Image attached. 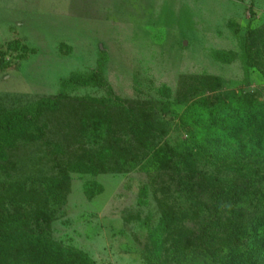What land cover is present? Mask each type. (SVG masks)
Returning <instances> with one entry per match:
<instances>
[{"label": "rangeland", "instance_id": "374dc122", "mask_svg": "<svg viewBox=\"0 0 264 264\" xmlns=\"http://www.w3.org/2000/svg\"><path fill=\"white\" fill-rule=\"evenodd\" d=\"M94 72L104 85L71 81ZM200 75L216 77L217 91L264 107V0H0V212L23 220L26 233L0 242V264H45L38 244L48 239L75 264L78 257L87 264H185L195 240L185 230L197 205L179 218L189 203L170 191L167 170L152 171L153 151L133 143L127 108L150 121L155 148L182 151L191 141L166 108L181 113L174 104L180 80ZM42 99L57 105L38 106ZM15 113V128H6ZM260 137L249 144L246 136L242 148L222 154L186 153L212 188H242L238 205L247 213L264 209L255 191L264 185ZM111 143L131 154L132 168L93 173L67 165L87 154L126 163ZM62 171L69 183L54 210L39 182ZM196 197L204 202L205 195ZM168 218L174 221L166 227ZM177 239L183 246L172 257ZM218 247L226 253V245Z\"/></svg>", "mask_w": 264, "mask_h": 264}, {"label": "trees", "instance_id": "16d2710c", "mask_svg": "<svg viewBox=\"0 0 264 264\" xmlns=\"http://www.w3.org/2000/svg\"><path fill=\"white\" fill-rule=\"evenodd\" d=\"M71 81H78L85 85H104L103 79L98 72L90 76H71ZM220 89L219 80L212 76L183 77L180 80L179 89L175 95L174 104L181 105L183 110L177 114L176 111L166 108L178 117L179 124L185 130L188 141H191L182 151L174 148L165 147L163 149L155 148V140L152 135L155 132L151 128L150 121L145 119L142 113H134L131 108L130 128L133 133V143L144 146L152 150L149 157V165L152 171L157 174L161 169L167 170V177L170 180V191L176 192L179 198L184 197L189 203L185 211L179 210L180 217L187 210L197 205L198 213L195 216L194 225L186 229V233H191V247L188 257L185 258V264H264V209L252 212H245L242 206L238 205V199L243 189L231 185L225 190H218L208 185L205 174L194 169L190 164L187 155H212L224 153L227 146L237 145L240 149L243 147L242 139L247 136V142L261 140L264 137V107L258 101H251L235 92L217 91ZM58 99H42L38 106L55 107ZM110 100L116 106H123L124 101L117 97L110 96ZM154 110V105L148 103L146 110ZM163 111V108H158ZM134 114V115H132ZM148 116V115H147ZM150 116V115H149ZM18 114L8 117L5 123L6 128H15ZM107 134H109V129ZM100 134V133H99ZM161 135V133H160ZM119 140V139H118ZM117 141V139H116ZM117 143V142H116ZM114 150H122V157H129L126 163L114 161L112 164L96 162L92 156L87 154V159L77 163H67L70 170L78 172H122L128 164V168L134 166L135 159L126 149L117 148L111 143ZM157 144V141H156ZM188 144V143H187ZM252 145H250V148ZM169 151V152H168ZM264 151V150H263ZM113 165V166H112ZM59 177L51 179H42L39 183V194L47 195L50 205L54 210L64 204L65 193L67 191L69 178L65 173L60 172ZM201 183H206V189H203ZM264 183V176H263ZM39 185V186H40ZM256 186L258 196L264 198V185ZM258 188H260L258 190ZM198 194L205 195L203 203H197ZM182 199V198H181ZM199 206L200 209H199ZM262 208L263 201L261 202ZM196 208V209H197ZM41 212V209H38ZM191 217V218H192ZM165 223L166 227L173 224V219ZM43 223H41L42 225ZM24 222L20 218L7 219L0 212V242L8 243L10 240L15 242L25 240ZM36 244L38 240H30ZM29 241V242H30ZM41 241L38 251L44 256L45 264H75L71 256H65L61 247L57 243ZM35 244V245H36ZM187 244V243H185ZM226 245V253L220 254L218 245ZM183 246L182 239H177L171 251L170 256ZM80 264H87L85 259L78 257Z\"/></svg>", "mask_w": 264, "mask_h": 264}]
</instances>
